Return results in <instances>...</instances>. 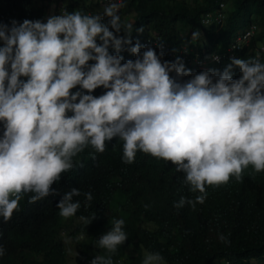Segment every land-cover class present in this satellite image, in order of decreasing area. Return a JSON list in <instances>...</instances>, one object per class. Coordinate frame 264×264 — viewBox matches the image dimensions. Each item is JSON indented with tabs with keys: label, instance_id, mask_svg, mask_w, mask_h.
I'll list each match as a JSON object with an SVG mask.
<instances>
[{
	"label": "clouds",
	"instance_id": "1",
	"mask_svg": "<svg viewBox=\"0 0 264 264\" xmlns=\"http://www.w3.org/2000/svg\"><path fill=\"white\" fill-rule=\"evenodd\" d=\"M44 4L43 22H0V241L2 226L20 215L24 202L35 206L53 198L57 216L65 220L82 206L74 197L83 195V207H90V191L74 188L61 197L52 185L77 167L76 158L86 149L95 159L114 138L122 142V163L132 164L141 152L184 173L189 191L200 194L182 196L173 204L177 210L186 205L195 210L205 203L207 186L227 184L232 177L240 182L249 166L264 171V62L236 58L258 32L256 23L237 35L255 26L232 58L229 48L237 37L225 52L202 56L186 44L179 58L155 36L132 45L133 24L119 15L122 0H99L101 11L95 15L79 9L69 13L64 0ZM225 10L220 4L200 24L222 23ZM199 37L194 31L191 40ZM126 45H132L129 53L120 54ZM258 48L264 52L263 44ZM222 64L223 71L217 70ZM233 67L240 70L238 79L232 78ZM101 87L104 94H91ZM95 219V213L79 217L85 227ZM111 224L95 241L104 255L79 256L77 248L67 246L69 264H113L112 256L128 235L124 219ZM218 240L230 244L224 234ZM5 251L0 246V257ZM141 264L166 262L159 252L145 251Z\"/></svg>",
	"mask_w": 264,
	"mask_h": 264
},
{
	"label": "trees",
	"instance_id": "2",
	"mask_svg": "<svg viewBox=\"0 0 264 264\" xmlns=\"http://www.w3.org/2000/svg\"><path fill=\"white\" fill-rule=\"evenodd\" d=\"M44 1L0 0V22L9 26L12 20L43 22L48 7ZM64 2V10L69 13L79 9L95 15L101 11L99 0ZM122 2L125 7L119 15L122 22L133 24L132 45L137 41L142 45L148 36H155L174 57L180 58L186 44L201 56L210 51L225 52L238 34L256 23L258 32L236 52V58H258L264 62V52L258 48L264 45V0ZM220 4L226 6L222 23L202 26L201 18L216 14ZM139 28L144 31L137 32ZM194 31L200 33L197 41L191 40ZM132 45L124 46L120 54H128L127 48ZM109 52L113 54L114 49L110 47ZM160 59L170 62L161 56ZM183 64L191 69V65ZM217 67L220 71L224 69L223 64ZM240 75L239 68L233 67L232 78L238 79ZM77 90L79 86L70 91ZM104 92L101 87L91 94L98 97ZM2 131L0 125V135ZM89 151L80 154L76 158L77 167L62 174L52 188L61 197L74 188L81 193L90 191L91 206L83 207V195L74 197L82 206L74 217L65 220L57 216L53 198L35 206L22 203L20 215L2 226L0 246L6 251L0 264H69L67 246L70 250L77 248L79 256L104 255L105 251L97 248L95 241L110 230L113 219L125 220L124 231L128 235L112 256L113 264H141L145 251L159 252L167 264H264V171L257 173L249 166L240 182L232 177L227 184L207 186L205 203L198 204L195 210L187 205L177 210L173 204L182 196L194 199L200 193L189 191L183 183L184 173L176 172L171 162L137 152L132 164H124L122 142L118 138L108 142L106 150L96 154L95 159L89 156ZM93 213L96 219L85 227L79 217ZM60 230L65 235H60ZM218 234L227 236L230 244L221 243Z\"/></svg>",
	"mask_w": 264,
	"mask_h": 264
},
{
	"label": "built area",
	"instance_id": "3",
	"mask_svg": "<svg viewBox=\"0 0 264 264\" xmlns=\"http://www.w3.org/2000/svg\"><path fill=\"white\" fill-rule=\"evenodd\" d=\"M106 4H108L109 2H114V0H104ZM255 31V26L250 27V29H248L245 33H243L241 36L236 38V41L231 45V47L229 48V57L232 58L233 57V53L232 51L235 48L240 47L242 44L246 43L248 41V39L250 38V36L254 33ZM215 57H219L218 62L221 60V56L216 55ZM216 61V60H215ZM217 62V61H216Z\"/></svg>",
	"mask_w": 264,
	"mask_h": 264
},
{
	"label": "rangeland",
	"instance_id": "4",
	"mask_svg": "<svg viewBox=\"0 0 264 264\" xmlns=\"http://www.w3.org/2000/svg\"><path fill=\"white\" fill-rule=\"evenodd\" d=\"M74 251H75L76 253H78V250H77V249H75ZM166 264H167V263H166Z\"/></svg>",
	"mask_w": 264,
	"mask_h": 264
}]
</instances>
